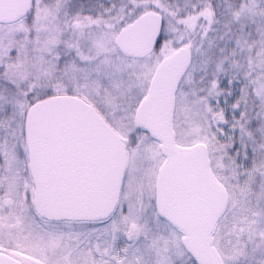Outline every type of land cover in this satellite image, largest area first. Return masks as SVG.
Listing matches in <instances>:
<instances>
[{
	"label": "snow or ice",
	"instance_id": "obj_1",
	"mask_svg": "<svg viewBox=\"0 0 264 264\" xmlns=\"http://www.w3.org/2000/svg\"><path fill=\"white\" fill-rule=\"evenodd\" d=\"M0 264H264V0H0Z\"/></svg>",
	"mask_w": 264,
	"mask_h": 264
}]
</instances>
